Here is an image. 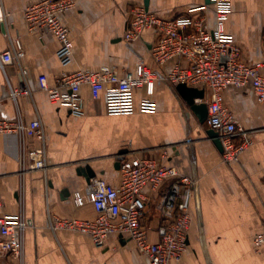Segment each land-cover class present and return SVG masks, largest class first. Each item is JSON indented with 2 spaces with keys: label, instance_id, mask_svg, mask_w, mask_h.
<instances>
[{
  "label": "crops",
  "instance_id": "1",
  "mask_svg": "<svg viewBox=\"0 0 264 264\" xmlns=\"http://www.w3.org/2000/svg\"><path fill=\"white\" fill-rule=\"evenodd\" d=\"M39 0H0V53L19 40L25 51L22 68L0 64V108L5 119L21 116L27 122L41 119L47 137L48 166L24 171L21 166V138L0 134V217L22 214L29 223L24 235V260L7 264H149L129 237L110 235L104 247H97L89 235L51 228L52 217L94 219L92 205L76 207L73 195L88 188L78 169L90 165L96 178L111 185L121 179L124 158H157L176 168L194 182L188 232V247L172 264H264V243L256 246L255 236L264 226V103H258L250 88L230 89L225 104L253 144L234 163L207 135L211 130L177 90L165 80L172 63L158 65L152 57L156 33L147 30L136 42L124 40L132 7L143 4L151 12L175 18L205 14L215 26V5L209 0H77L63 16L71 31L73 60L63 66L57 52L58 39L49 32L31 33L24 20L25 9ZM231 11L225 32L242 49L248 63L264 61V0H230ZM144 62L158 72L155 92L145 88L134 94L136 110L129 115H111L107 95L94 99L90 87L81 91L82 114L54 105L41 91L39 77L49 85L63 73L112 68L120 75L134 73ZM9 85L28 88L17 100L9 98ZM155 109L143 111L144 102ZM33 142V141H32ZM121 151L125 154L119 156ZM166 154V158L163 156ZM148 208L141 220L149 240H160L158 230L165 224L158 208L159 193L145 189Z\"/></svg>",
  "mask_w": 264,
  "mask_h": 264
},
{
  "label": "built area",
  "instance_id": "2",
  "mask_svg": "<svg viewBox=\"0 0 264 264\" xmlns=\"http://www.w3.org/2000/svg\"><path fill=\"white\" fill-rule=\"evenodd\" d=\"M216 8L214 27L207 23L205 14L167 18L151 12L140 4L131 8L129 26L124 34L127 42H136L147 30L156 33L157 41L151 53L154 61L164 66L172 63L165 80L174 85L186 84L205 91L209 128L217 131L222 140L226 163L239 161L242 153L253 141L239 127L233 112L225 104V93L230 89L250 88L258 103H264V61L248 63L242 59L239 44L225 32V22L230 14V0H211ZM77 0H39L24 11V20L31 33L49 32L59 42L58 59L63 66L73 60L71 31L64 24L63 16L72 10ZM25 51L19 40H11L10 49L0 53V64L6 73L8 65H18L23 81L27 72L22 68ZM158 72L141 62L134 73L120 76L115 69L63 73L50 86L46 76L39 77L41 91L48 94L54 105L70 108L80 115L84 105L83 87H90L92 97L98 99L106 92L108 112L111 115H129L136 110L134 94L145 88L148 95L155 92ZM29 93L26 88L9 85V98L17 100ZM143 111H152L154 105L144 102ZM0 134H15L21 138V166L24 171L44 170L48 166L47 137L41 119L27 122L21 116L13 120L2 117L0 108ZM33 141V142H32ZM166 154L163 158H166ZM121 179L118 185L94 178L85 192L73 195L76 207L92 205L94 219H62L52 217L51 228L72 230L89 235L97 247H104L106 239L117 234L129 237L138 249L149 258V264H172L180 260L188 247L191 223L193 180L176 168L168 167L157 158H124L120 162ZM159 193V210L165 219L158 234L160 240L151 242L141 220L148 208L149 198L145 189ZM4 201L0 198V209ZM29 228L22 215L0 217V264L24 260V235ZM254 242L264 243V226Z\"/></svg>",
  "mask_w": 264,
  "mask_h": 264
},
{
  "label": "water",
  "instance_id": "3",
  "mask_svg": "<svg viewBox=\"0 0 264 264\" xmlns=\"http://www.w3.org/2000/svg\"><path fill=\"white\" fill-rule=\"evenodd\" d=\"M177 90L186 101L191 111L198 117L199 121L201 123H204L208 117V106L206 103L197 104L196 100L204 99L205 91L198 88L189 87L186 84L177 85ZM207 135L213 140L216 147L223 153L224 147L219 133L211 129L207 131ZM123 154H125V151H121L118 155L121 156ZM117 164L118 166H120V162H118ZM78 173L85 177L87 183H90L92 179L97 177V173L90 165L81 167L80 169H78Z\"/></svg>",
  "mask_w": 264,
  "mask_h": 264
}]
</instances>
